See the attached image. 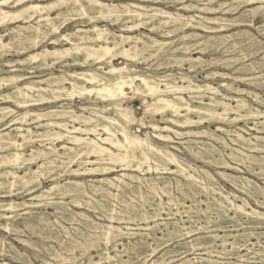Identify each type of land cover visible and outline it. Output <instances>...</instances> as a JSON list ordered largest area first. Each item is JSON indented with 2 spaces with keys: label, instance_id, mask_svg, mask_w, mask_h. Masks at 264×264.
I'll return each instance as SVG.
<instances>
[{
  "label": "bare ground",
  "instance_id": "6f19581e",
  "mask_svg": "<svg viewBox=\"0 0 264 264\" xmlns=\"http://www.w3.org/2000/svg\"><path fill=\"white\" fill-rule=\"evenodd\" d=\"M137 1L0 0V221H5V225H1L9 229L11 225L15 231L13 223L25 214H28V225L50 224L46 214L52 208L60 218L80 224L77 229L94 228L104 247H99L98 243L97 249L95 245L97 256L88 252V262L80 264H129L131 259L124 260L122 254L127 250L132 252L133 248L128 249L125 240L131 243L133 238L137 239L132 244L135 248L146 243L150 236L158 246L148 250L141 264L178 261L174 255L166 257L175 252L173 250L165 251L159 258L153 257L174 239H190L187 240L189 250H203L206 261L212 260L215 251L219 256L237 252V258L243 261L246 254L241 251L250 250L251 240L260 242L264 233L238 229L237 233H231L221 221L229 218L243 225L245 216L248 221L252 219L249 223L253 226L264 225V211L251 206L247 199L251 198L264 209V185L252 186V180L244 176L240 185L237 183L240 175L226 171L241 172L240 167L244 165L253 175L264 174V155L252 154H264V110L255 107L241 93L252 95L263 105L264 98L237 88L234 83L211 84L207 79L216 74L214 71H207L206 80L200 81L198 74L205 71L210 62L190 54L191 50L206 52L208 48H219L228 41L230 35H217L228 27V22L224 24L225 18L220 19L216 13L236 11L242 0H234L241 2L228 8V2L213 5L205 0H196L197 4H187L185 0H142L151 4ZM160 2L177 5V10L198 12L191 11L189 15L170 12L159 6ZM255 2L260 4L251 10H264V0H244V3ZM203 12L212 15L206 16ZM79 16L86 20H78ZM70 22L75 23V28L62 32ZM160 27L164 28L161 34L166 36L190 27L193 31L182 38L192 43L171 46L173 40H161L153 35ZM2 28L8 30L2 32ZM176 51L182 52V56L176 55ZM164 53H175L179 67L187 62L189 72L174 69L152 72L135 66ZM12 55L14 59L5 58ZM119 59L125 62L115 64ZM151 65L147 63L148 68ZM55 67L59 70L55 71ZM218 74L225 77L224 73ZM91 95L104 105L98 106L96 100L89 98ZM76 98L90 104L77 110ZM134 99L144 107L141 116L131 104ZM44 105L48 106L43 108ZM136 125L150 131L140 136L135 130L131 131ZM212 125L216 130H212ZM253 130L259 134L253 135ZM216 131L226 134L230 142ZM209 139L220 143L223 149ZM185 152L199 162L225 169L219 174L248 196L224 192L209 171L184 159ZM118 167L124 171L131 168L142 176L126 172L111 176ZM190 168L195 172L191 173ZM152 170L157 172L162 186L155 184L154 176L146 175ZM200 173L207 178L202 179ZM163 174H174L186 180L176 178L181 197L173 193ZM44 182L50 185L46 187ZM129 192L139 198L150 196L146 204L150 203L147 206L154 212H149L146 204L142 207L144 210L140 208L143 204L139 207L133 204L125 211V218H118L116 224L112 211L119 205L115 198L119 201ZM200 193L206 196V201L218 202L220 219L213 221L207 215L205 225L198 227L193 215L189 213L187 219L179 218L181 211L173 212V207L178 209L183 200L189 199L191 210L205 212L207 209L199 206ZM16 194L22 198L11 197ZM163 195L168 196L167 201ZM121 206L127 207L126 204ZM88 210L98 212L109 223L98 224ZM164 212L169 221L163 218L160 223L158 217ZM131 221H141L143 226L137 224L134 228ZM213 222L216 224L211 225ZM135 229L147 231L137 233ZM198 230L206 231L209 236L193 238L200 234L196 233ZM158 232L162 233L161 237ZM137 234L140 237L136 238ZM242 237L243 244L240 243ZM119 245H123L124 250H120ZM6 248L14 249L0 238V253L4 254ZM10 256L13 260L34 264L18 252ZM258 256L264 261V250ZM62 258L65 260H60L61 263L67 264L66 258ZM195 258L186 257L178 264H198ZM42 264L53 263L45 259ZM224 264L236 263L227 260Z\"/></svg>",
  "mask_w": 264,
  "mask_h": 264
},
{
  "label": "rangeland",
  "instance_id": "374dc122",
  "mask_svg": "<svg viewBox=\"0 0 264 264\" xmlns=\"http://www.w3.org/2000/svg\"><path fill=\"white\" fill-rule=\"evenodd\" d=\"M137 2L145 3V4H151V2H146V1H142V0H139ZM185 2H187V4H195V3L197 4L196 0H185ZM205 2L209 3V4H213V5H218L219 2H225V3L228 2V4L226 5L228 8L230 6L232 7V6L238 5L239 2H241V1L237 2L234 0H205ZM200 3H202V2H200ZM158 4H159V6L164 7L167 11H170V12L181 11L185 15H189L191 11L198 12L195 10H191V11H183L181 9L177 10V5H170V4H167L164 2H160ZM259 4L260 3H258V2L244 3V0H242V5L239 7L238 10L227 11V12L219 11L216 13L220 19L225 18L224 24H227V22H228V24H227L228 27L226 29H224V31H221V32L218 31L219 33H217V35L218 36L230 35V37H228V41L226 43H224V45H222L219 48H216V47L208 48L206 50V52L197 51V50H191L190 51V54H194V57H200L201 56L205 60H208L210 62V65L205 66V71H202L198 74L199 75L198 79L200 81L206 80L205 77L207 75V71H209V72L214 71L216 74L213 77L212 76L210 78L208 77L209 79H207L211 84H213L215 86H219V83H223V82L234 83L235 87L240 88V89H244L247 91L258 93L260 96H262V98H264V10H262V9H258V10L255 9V11L251 10L252 8L257 7ZM260 13H261V15H260ZM203 14L206 16L212 15L211 13H208V12H203ZM77 19L80 21L86 20L85 17H80V16ZM22 24H25V22ZM101 24H105V23H101ZM110 27L115 28L114 26H110ZM74 28H75V23L70 22L69 25H67L66 27H64L62 29L63 30L62 32H65V31H68V30H71ZM163 29H164L163 27H160L157 32L153 33V35L156 36L157 38L161 39V40H173L174 42H173V44H171V46H176V45L178 46V45L183 44L184 42H187V44L192 43V42H190L189 39H183L182 38V36L184 34H188V33H191L193 31V30H191L192 28H190V27H186L185 29H182V30L175 32V34L173 33V34L168 35V36L161 34ZM6 30L7 29L3 28L2 32H5ZM142 30L147 32L146 29H142ZM165 30H168V29L165 28ZM48 46L53 47V45H48ZM212 49L214 52L212 51ZM174 54L175 53H164V54L156 56V57H150L148 62H147V63L152 64L150 68H148L147 63H144V62L137 63L135 66H137L143 70H149L152 72H164V71H168L171 69H174L176 72H178V71L189 72V69H187L189 67L187 62H184L183 66L179 67L178 62L176 61V60H178V59H176V55L182 56V52L176 51V55H174ZM5 58L14 59L15 56H13V55L12 56H6ZM164 58L165 59L167 58V59L165 60ZM214 58L216 60L218 59L220 62H216V63L212 62L215 60ZM124 62H125V60L119 59V60L115 61V64L121 65ZM54 70L58 71L59 67H55ZM193 73L194 72H192V74ZM218 73H224L225 77L220 76ZM194 75H197V74L195 73ZM234 76H237L239 78L237 80H234L233 79ZM221 89H223L226 92L232 93V91H227L223 87H221ZM4 90H5V92H7L6 89H4ZM234 94H239V93L235 92ZM241 94H242V97H244L249 102H251L255 107H260L261 109L264 110V105L259 103L258 101H256L252 95H249L248 93H241ZM89 98H93V100H96L95 102L97 103L98 106L104 105V103L100 102L101 101L100 99L95 98V96H93V95L89 96ZM89 102L90 101L76 98V103L74 104V106L77 110H79L80 106L88 105V104H90ZM131 104L136 107L137 114L139 116H141L143 113V110H144V107H143V105H141V102L134 99L131 102ZM55 105L58 106L60 104H53V106H55ZM47 106L48 105H44L42 107L46 108ZM250 122H253V120H250ZM243 124L244 123L242 122L241 125H243ZM251 125H253V124L251 123ZM176 128L182 129L181 127H176ZM211 128H212V130H216L215 125H212ZM134 130L140 136H143L145 133L150 131V129H148V128L147 129L142 128V127H139L137 125L132 127L131 131L135 132ZM237 131H239L240 133H242L246 136H250L248 133L244 132L243 130L241 131L238 129ZM251 132L253 133V135L259 134V133H257V131H254V130ZM216 133L219 136H221L222 138H225V141L230 142L228 136H226V134H223L222 131H216ZM156 141H159V140L156 139ZM209 141L211 143H213L219 149H221V150L223 149L222 145L220 143H218L217 141L211 140V139H209ZM236 147H238V146H236ZM229 151L231 152V150H229ZM224 152L228 153L227 151H224ZM252 154L257 155L258 157L260 155L261 156L264 155V154H260V153H252ZM182 156L190 164H197V166L199 165L201 168L209 171L210 175H212L214 177L215 183H218V184L223 186L224 192L233 191V192H235L241 196H244V197L248 196V195H245V194L241 193L240 191H238V189L234 185H232V183L228 179L222 177L219 174V171H224L225 169L217 168L213 165H209V164H206L203 162H199L194 157L189 155L188 152H185ZM225 157L227 160H230V158L227 155H225ZM240 168H241V172L231 171V170L226 171V172L232 173L235 176L240 175L241 178L238 179V182H237L240 185L242 184V176L248 178L250 181L252 180L251 181L252 186H257V184L264 185L263 184L264 183V174L261 176H256V175H253L252 173H250L248 171V169H245L244 165H242V167H240ZM116 170L117 171L112 172L110 175L116 176V175H120L123 172L134 173L136 175H140L139 172H137L131 168H128L127 170L124 171L120 167H118V168H116ZM190 172L194 173L195 171L192 170V168H190ZM146 175L154 176L155 177L154 182H155V184H157V186L163 185L162 180L157 178L158 175H157V172L155 170L149 171ZM140 176H142V175H140ZM163 176L167 177V180L170 182V189H172L173 193L176 194L177 197H181L179 190H177V188H176V178H178L179 176L174 175V174H163ZM200 176L202 177V179L207 178V176L203 173H200ZM92 177H98V175L97 176H87L88 179H91ZM179 179H181L183 182L186 181L182 177H179ZM43 184H44V186L48 187L50 185V182H44ZM116 192L117 191H115V193ZM11 197L14 199L22 198L20 195H17V194L12 195ZM25 198H28V197H25ZM163 198L166 201L168 200L167 195H163ZM197 198L199 201H201L199 203V206L201 208L207 209L205 212L200 211V210H197V211L191 210V208L189 206L192 205V201L189 199L183 200L182 205L179 204L177 206L178 209L173 207L174 208L173 212L181 211L178 214V217L179 218L183 217L184 219H187V214L190 213L191 215H193V218L195 220V224L198 227L205 225V219H206L207 215H209V217H211V219L213 221L220 219L219 215H218V212L220 210H219V208H216V207H218V202L212 201V200L206 201V196L202 193H200ZM217 198H220L219 194L217 195ZM148 199L150 200L151 197L145 196L144 198H139V196L133 195L130 192L128 195L125 194L124 197H121V199L119 201L115 198V202H117V205H119V206H114V210L112 211V214L115 217L114 222L116 224H118V218H121V217L125 218V214H127L126 212L128 211L127 209L132 208L133 204L137 205V206L138 205L141 206V204H143L140 208L142 210H144L142 207H144V205L146 204ZM247 199L249 200L251 206H254L258 210L264 211V209L261 207H258L257 204H255L251 198L247 197ZM261 200H262V198H261ZM105 203L108 204V202H106V201H105ZM208 203H209V207H208ZM124 204L127 205L126 209L123 206L120 207V205H124ZM148 204H150V203H148ZM148 204L145 205V208L149 212L153 213L154 209H151L150 207H148L147 206ZM183 204H184V206H183ZM141 209H140V211H141ZM184 209H185V211H184ZM249 209L251 210V207H249ZM74 210H79V209L74 208ZM85 210H87V209H85ZM167 210H169V208H166V211ZM39 211L40 210H38V212ZM48 211L49 212L46 214V216L50 220V224H46L43 226L41 225V226H35L34 227L33 225H28L29 221L27 219L28 217H26V216H28V214L23 215L22 217H20L17 221H15L13 223V225L16 227L15 231L13 230V227L11 225H10V229L6 228V227H2L1 224L4 223V225H5V221H0V238L2 239V242L5 244L7 243V245L12 244L14 247V249L6 248V251L4 252V254L0 253V263L27 264V262L24 260L17 261V260H13L11 258V256H10L11 254L18 252V253L22 254L25 259H29L34 264H42L43 261H45V259L52 262L53 264H62L61 263L62 261H60V260H65L62 257L66 258L67 264H72L74 262L80 264L82 261L88 262L87 255H86V254H88V252L93 254L94 256H97L98 253L96 250L98 249L99 244H100L99 247L100 246L104 247L103 243H101L99 237H97V235H96V229L91 228V227H89L87 229L83 228V227H81V229H77L76 227L81 226L80 224H78L76 222H71L67 219L65 220L64 218H60V216H58V214L55 213V210L52 208H50V210H48ZM188 211H190V212H188ZM88 213L91 215V217L98 224L109 223L108 219L101 216V214H99L98 212L88 210ZM163 218L166 219L165 221H169L167 219V214L165 212L161 213V215L158 217V221L160 223L163 222V220H164ZM242 220H243V222H242L243 225H239L235 222H232L229 218H225L221 222H223L224 225L228 226L227 230H231L230 231L231 233H233V232L237 233V229L240 230L241 232L245 231L246 233H248L249 231L264 233V225L253 226L251 223H249L252 221V219H251V221H248L247 217H245V216H243ZM246 221H248V222H246ZM51 223L53 225H51ZM137 224H139L140 226H143V224H141V221H131V223H130V225L134 228L137 227ZM215 224L216 223L213 222L211 225H215ZM123 225H126V224H123ZM160 227L162 229H164L163 225H161ZM133 231L137 232V233H139V232L145 233L147 230L135 229ZM197 232H200V234L194 235L193 238H195L197 236L198 237L199 236H209V233H206V231H204V230H198V231H196V233ZM37 234L39 236H37ZM46 235H48V236H46ZM49 235L51 238L49 237ZM157 235H159L158 237H161L162 233L158 232ZM89 236H91V237H89ZM138 237H140V235L137 234L136 238H138ZM22 239H23V241H22ZM98 239H99V241H98ZM240 239H241L240 240L241 244L245 243V240L243 237ZM24 240H26V241H24ZM93 240H95V241H93ZM136 240L137 239L133 238L131 243L129 242V240H127V239L125 240L127 248L128 249L133 248L132 252H131V250H127V251H125V253L122 254L123 255L122 258L124 260L131 259L130 260L131 262H129L127 260L129 264H138V263L141 264V261L142 262L144 261V255L147 254L148 250H150L152 248H156L158 246L157 245L158 242L153 241V238L150 236V237H147L146 243H142L143 246L139 245V246H136L134 248L132 244ZM187 240L189 241L190 239H187ZM187 240L177 241V239H174L173 242L169 246L162 247L161 249H159L157 251V253L155 254V256H153V257L159 258L165 253V251L173 250L175 252H171L168 255H166V257L168 259L171 258L173 255L176 256V259L178 261H175V262L171 261L170 263H173V264L181 263V261H183L186 257L187 258L196 257L195 259L198 261V264H224L227 260L233 261L236 264H264V261H262L260 259V256H258L259 253L262 250H264V234H262V236L260 238V242H258L257 239L251 240L252 244L250 245V250L244 249L243 251H241L242 254L243 253H244V255L246 254L243 261L240 260L239 258H237V255H236L237 252H232L229 255H220L219 256L216 251L214 252V256L212 257V260L206 261L205 259H206L207 255L203 254V250L199 249L196 252L189 250V246H188L189 243ZM74 241H76V242H74ZM94 242H96V243H94ZM149 242L152 244L149 245L150 244ZM95 245H96L97 249L94 248ZM84 246L85 247L87 246V247L85 248ZM89 247H91V248H89ZM118 247L120 248V250L121 249L124 250L123 245H119ZM88 248H89V250L86 251V249H88ZM15 249H17V250H15ZM217 249H218V246H217ZM128 251L130 253H128ZM55 253H56V255H55ZM247 253H248V255H247ZM203 258H204V260H203ZM96 259H99V257H96ZM79 260H80V262H79Z\"/></svg>",
  "mask_w": 264,
  "mask_h": 264
},
{
  "label": "crops",
  "instance_id": "0c3cea01",
  "mask_svg": "<svg viewBox=\"0 0 264 264\" xmlns=\"http://www.w3.org/2000/svg\"><path fill=\"white\" fill-rule=\"evenodd\" d=\"M106 1H107V0H106ZM22 23H24V22L22 21ZM2 29H3V28H2ZM2 29H1V30H2ZM7 30H8V29H7ZM7 30H6V31H7ZM6 39H7V38H6Z\"/></svg>",
  "mask_w": 264,
  "mask_h": 264
}]
</instances>
